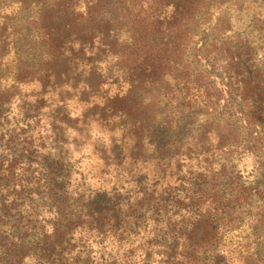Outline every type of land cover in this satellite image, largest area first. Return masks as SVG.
Wrapping results in <instances>:
<instances>
[{
  "label": "trees",
  "instance_id": "obj_1",
  "mask_svg": "<svg viewBox=\"0 0 264 264\" xmlns=\"http://www.w3.org/2000/svg\"><path fill=\"white\" fill-rule=\"evenodd\" d=\"M239 1L0 0V264L213 263L246 207L264 236V54L190 51L196 18ZM238 121L258 178L192 173Z\"/></svg>",
  "mask_w": 264,
  "mask_h": 264
},
{
  "label": "rangeland",
  "instance_id": "obj_2",
  "mask_svg": "<svg viewBox=\"0 0 264 264\" xmlns=\"http://www.w3.org/2000/svg\"><path fill=\"white\" fill-rule=\"evenodd\" d=\"M203 13V15L196 18L197 22L194 25L195 38L190 41V51L194 49V47L200 46L198 40L203 39V37V41H206L207 45H215L217 48L225 37L238 35L249 39L252 44L256 46L259 56L264 54V20H262L264 19V10L259 0H240L235 6L226 5L212 7L203 11ZM208 48L211 49L210 46H208ZM24 54L26 55L27 53H22V58H24ZM12 55L13 54L8 57V60L11 59ZM212 55H217V51L212 49ZM212 55H210V57H212ZM216 71L220 72L221 69L217 68ZM6 114L7 113L2 114L0 119L2 120ZM11 116L12 114L6 116L8 120H10L9 123H11ZM231 122H234V120L231 119ZM229 128L233 131L238 128L239 132L237 143L233 146L238 147L241 143L246 145L245 140L243 141V139H245L243 124L238 121L232 126L229 125ZM254 130L257 131L258 128H254ZM221 132L222 128L219 134ZM203 141L205 142V140ZM227 143L220 147H217L215 142L209 143L210 145H204L202 149L208 148L210 150L209 156L206 158L202 155L198 157L194 155L197 161L194 160L193 162L195 164L191 167L192 173H201L206 164H211L213 167L223 165L226 173L239 182L242 181L246 184L249 180L257 179L259 158L245 152L244 149L240 147H230ZM89 149L90 146H83L80 150L75 151V160L79 158L81 152L85 153L83 155L84 160H79L77 168L83 171H90L91 169L97 171L98 167L94 166L91 162H87V155L89 154L87 151H89ZM197 151L199 150L195 149L193 152ZM95 179L96 178H93L94 181ZM98 186L99 184L96 183L95 187ZM260 203L259 201H255L256 206ZM257 209L262 211L261 208L254 207V212ZM247 214H249V208L246 207L242 214L246 215V218L239 221V228H237V230L228 233L222 247V252L217 261L205 264H264V236H262L263 232L261 233L262 224L258 227L260 235L257 239L258 233L252 229L254 222L248 218ZM256 253H259L260 256H257Z\"/></svg>",
  "mask_w": 264,
  "mask_h": 264
}]
</instances>
